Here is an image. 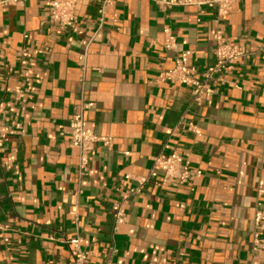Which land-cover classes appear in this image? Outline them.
Segmentation results:
<instances>
[{"label": "crops", "instance_id": "1", "mask_svg": "<svg viewBox=\"0 0 264 264\" xmlns=\"http://www.w3.org/2000/svg\"><path fill=\"white\" fill-rule=\"evenodd\" d=\"M3 1L0 264H71L77 235L86 264H264V0L226 19L209 0H78L69 28L48 22L50 0ZM219 30L244 56L195 101L164 73L189 51L201 80ZM90 103L85 125L111 145L80 153L68 125ZM172 153L201 177L163 184L153 159Z\"/></svg>", "mask_w": 264, "mask_h": 264}, {"label": "built area", "instance_id": "2", "mask_svg": "<svg viewBox=\"0 0 264 264\" xmlns=\"http://www.w3.org/2000/svg\"><path fill=\"white\" fill-rule=\"evenodd\" d=\"M29 0H4L3 3L9 5H25ZM239 0H209L199 2L197 4H206L208 6H215L218 11V17L226 19L233 11L236 3ZM104 0L103 4H106ZM192 0H185L184 3L191 4ZM78 0H50L48 4L47 14L48 22L56 27L69 28L77 22L75 15V8ZM100 17L104 15V5L99 11ZM164 49H172L175 47L176 39L171 34L170 30L165 28L163 30ZM215 56V64L208 68L202 76L201 80H196L189 76L188 70V57L189 51L181 52L180 56L176 59L174 68L164 73L166 79H173L176 83L189 87L192 90L193 98L199 101L201 98L208 99L211 94L209 82L216 79V76L223 75L231 71L235 63L244 56V49L240 45L232 44L229 40L225 39L223 33L219 30L215 33V47L213 50ZM93 104H83L78 113L74 114L68 125V133L70 137V146L80 153H86L93 149L97 142H102L106 146L111 145V139L108 137H99L94 132L86 127L84 121V112L86 109L92 108ZM126 154V153H125ZM154 169H160L163 172L161 179L163 184H173L174 186H181L191 182L199 177L202 173L200 170H192L189 162L181 155L172 153L166 158L153 159ZM150 177L155 178V170H151ZM125 178H129L126 176ZM146 179L140 181V185L144 184ZM264 190V182L259 183L258 193L261 195ZM138 191L133 189L131 192ZM131 194V193H130ZM130 194H126L127 198ZM261 203H257L254 212V223L260 225L264 223V212L260 209ZM125 221V215L117 213L115 215V224L120 225ZM6 241V239H4ZM82 237L76 236L65 244L72 249V263L71 264H86L89 253L85 251L82 244ZM258 242V240H256ZM111 252L114 253V247H111Z\"/></svg>", "mask_w": 264, "mask_h": 264}]
</instances>
